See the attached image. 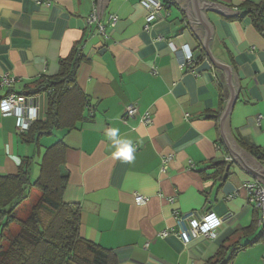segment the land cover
Returning <instances> with one entry per match:
<instances>
[{"label": "crops", "instance_id": "0c3cea01", "mask_svg": "<svg viewBox=\"0 0 264 264\" xmlns=\"http://www.w3.org/2000/svg\"><path fill=\"white\" fill-rule=\"evenodd\" d=\"M97 1L0 0V76L15 79L0 88V97L13 92L34 98L43 118L45 93L27 92L41 76L56 75L59 60L77 51L82 60L76 84L92 104L73 128L55 129L35 142L24 140L13 115L0 112V176L16 173L30 157L32 173L45 148L61 141L67 174L62 200L80 207L79 236L111 250L115 264H205L222 245L227 257L244 246L225 264H264L257 211L245 188L248 181L264 184L233 160L220 135L229 97L224 74L206 54L189 69L180 66L185 48L200 54L205 29L184 9L185 0H157L162 8L147 28L142 0H108L100 21L104 37L87 25ZM210 1L238 9L245 1L264 0ZM205 15L213 31L211 51L238 81L230 133L252 155L244 143L264 149V37L249 17L214 10ZM127 104L137 112L123 119ZM144 112L152 118L148 125L141 123ZM110 128L133 142L131 162L112 156ZM135 194L146 202L136 204ZM207 211L221 219L214 234L184 241L177 217Z\"/></svg>", "mask_w": 264, "mask_h": 264}, {"label": "trees", "instance_id": "16d2710c", "mask_svg": "<svg viewBox=\"0 0 264 264\" xmlns=\"http://www.w3.org/2000/svg\"><path fill=\"white\" fill-rule=\"evenodd\" d=\"M244 17H249L264 37V1L241 3L238 13L231 18L242 20ZM199 47L200 54L193 65L206 57L201 45ZM81 60L80 54L73 51L59 60L56 75L41 76L33 83L27 93H45L46 110L43 118L31 122L23 132L26 142H35L55 129H71L84 118L88 102L75 80ZM244 145L256 158L264 160V149ZM31 165L32 158H25L16 173L0 176V264H115L111 250L79 236L80 207L62 200L67 174L63 169L61 141L45 148L35 178ZM33 191L37 196H32ZM29 200L31 206L22 216L19 211ZM254 221L256 226L257 215ZM14 225L15 233L11 229ZM258 228V239L264 242V226ZM242 248L244 246L232 248L227 257L228 248L222 245L205 264H225Z\"/></svg>", "mask_w": 264, "mask_h": 264}, {"label": "built area", "instance_id": "2783aa9c", "mask_svg": "<svg viewBox=\"0 0 264 264\" xmlns=\"http://www.w3.org/2000/svg\"><path fill=\"white\" fill-rule=\"evenodd\" d=\"M142 4L147 9L146 28L153 22L162 8V3L157 0H142ZM97 14L95 8L87 17V25L89 28L95 27L97 32L106 37L105 24L97 21ZM110 21H115V16H110ZM196 55L189 48H185V56L183 63L180 64L182 68L189 69L193 66ZM155 72V71H154ZM14 78L2 75L0 76V88L10 86L14 82ZM33 101V104H32ZM88 110L92 109V104H87ZM0 112L2 115H13L16 119V127L20 132L28 129L31 122L41 118L39 109L35 104V99L28 96L17 95L13 92L7 93L0 97ZM137 112V107L134 104H127L122 115L123 119L131 118ZM152 118L148 112L141 115V123L148 125ZM264 165V160L262 161ZM248 193V203L257 211L258 227L264 226V185L255 181H248L245 184ZM134 201L140 205L146 202V197L140 194L134 195ZM221 223L213 212L207 211L202 215H197L196 212H189L181 214L177 217V234L184 240L188 241L198 235L211 236L216 231V228Z\"/></svg>", "mask_w": 264, "mask_h": 264}, {"label": "water", "instance_id": "95a60500", "mask_svg": "<svg viewBox=\"0 0 264 264\" xmlns=\"http://www.w3.org/2000/svg\"><path fill=\"white\" fill-rule=\"evenodd\" d=\"M108 0H98L96 5L97 21H101L103 10ZM184 9L189 13L195 22L205 29L203 39V49L207 58L223 72L228 89L229 97L225 109L219 117V130L222 141L232 156L233 160L249 171L258 180L264 184V168L261 164L247 151L242 149L234 140L228 126V113L233 105L236 93L238 91V81L231 66L215 58L211 51L212 26L207 20L205 10H214L221 14H237L238 9H230L229 6L210 1V0H185Z\"/></svg>", "mask_w": 264, "mask_h": 264}, {"label": "clouds", "instance_id": "9594fccd", "mask_svg": "<svg viewBox=\"0 0 264 264\" xmlns=\"http://www.w3.org/2000/svg\"><path fill=\"white\" fill-rule=\"evenodd\" d=\"M106 135L110 139L112 147L114 148L112 156L115 159L131 162L135 158V146L133 145V142L129 139L120 138L118 128L108 129Z\"/></svg>", "mask_w": 264, "mask_h": 264}, {"label": "rangeland", "instance_id": "374dc122", "mask_svg": "<svg viewBox=\"0 0 264 264\" xmlns=\"http://www.w3.org/2000/svg\"><path fill=\"white\" fill-rule=\"evenodd\" d=\"M46 137V136H44ZM47 138V137H46ZM40 159V158H39ZM38 160L35 161V165L32 166V177L35 178L36 175L38 174V164H37ZM39 163V162H38ZM34 193L32 194V196H37V192L33 191ZM32 200V199H31ZM31 201L29 200L28 203H25L26 205H24V208H22L19 212L20 214L23 216L24 214H27L30 206H31ZM12 232L15 233L17 231V227L14 225V227L11 228Z\"/></svg>", "mask_w": 264, "mask_h": 264}]
</instances>
